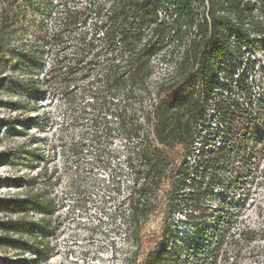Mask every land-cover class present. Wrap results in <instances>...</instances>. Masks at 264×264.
Here are the masks:
<instances>
[{"label": "trees", "instance_id": "obj_1", "mask_svg": "<svg viewBox=\"0 0 264 264\" xmlns=\"http://www.w3.org/2000/svg\"><path fill=\"white\" fill-rule=\"evenodd\" d=\"M83 1L81 5L73 0L48 1L51 26H37L35 19L27 21L21 13L20 0H7L0 9V88L12 73L15 59L27 63L33 71H42L47 58L52 57L49 71L24 87L34 96L49 90L61 92L69 109L74 110V123L80 125H72L64 152L72 161L74 175L69 189L76 196L86 190L84 157L89 154L91 165L108 169L109 161L102 159L118 154L113 148L116 138L133 142L126 156L125 168L132 178L124 224L135 242L151 212L149 198L142 204L136 196L147 197L171 183L169 220L175 208L185 202L184 198L177 199L181 188L191 189L197 202L206 193L202 183L187 180V176L204 178L199 169L192 172L187 165L198 133L196 124L206 115L202 94L208 96L215 77L227 70L232 43L240 48L249 43L247 25L263 31L254 15L264 12V0ZM27 5L30 9L32 3ZM24 38L34 39L28 49ZM16 45L25 52L16 51ZM156 61L171 65V71L154 87ZM200 84L203 91L198 90ZM237 85L243 89L245 82ZM231 106L240 111L235 103L223 104L219 107L221 116L227 123L239 124V138L244 141L251 119L237 116ZM259 120L264 127V115ZM136 139L141 142L137 148ZM222 156L225 160L226 153ZM38 178L33 187L41 190L27 199L0 200V212L27 215L40 206L50 218L54 199L46 187L51 178L47 171ZM111 186L115 184L109 182L107 187ZM140 217L144 218L142 223ZM22 221L9 218L0 222V229L5 235L23 233L26 224ZM197 228L208 231L203 225ZM169 229L167 223L164 237L168 234L170 239H177ZM217 233L216 242L197 250L196 255L189 249L187 260L160 247L157 253L146 256L143 264H218L225 237L221 231ZM239 236L248 243L254 240L252 232ZM189 240L195 243L191 237ZM6 242L7 238H0V245ZM134 254L136 260V247ZM226 263L237 264L235 260Z\"/></svg>", "mask_w": 264, "mask_h": 264}, {"label": "rangeland", "instance_id": "obj_2", "mask_svg": "<svg viewBox=\"0 0 264 264\" xmlns=\"http://www.w3.org/2000/svg\"><path fill=\"white\" fill-rule=\"evenodd\" d=\"M29 1L19 2L27 21L35 19L37 26L43 23L51 26L47 2L55 0ZM73 1L84 3L83 0ZM6 3L7 0H0V9ZM27 3H32L30 9ZM255 21L262 23L263 31L247 30L246 49L240 51L234 47L235 57L227 66L231 73L244 75L245 87L238 89L233 84L220 82L213 86L207 113L213 125L202 128V143L188 161L190 168L196 167L195 162L199 163L205 171L200 170V173L212 178L215 190L209 191L207 199L197 202L191 189L181 188L177 199L184 198L185 202L175 208L172 220H168L170 209L167 206L171 183L147 197L136 196L142 204L149 198L151 212L135 242L124 224L132 178L125 168L126 156L128 149L134 147L133 142L116 138L113 148L118 154L102 159L105 163L109 161L108 169L91 165L93 158L89 154L84 157L86 190L76 196L69 189L74 175L72 161L64 152L72 125H80L74 123V110L69 109L61 92L49 90L34 96L24 87L31 79L36 80L49 71L52 57L47 58L42 71H33L19 59L12 61V73L6 76L0 88V200L27 199L37 189L41 190L33 185L39 181L40 174L47 171L51 180L46 192L54 199V212L50 218L40 206L27 215L0 212V222L20 218L26 224L23 233L5 235L0 229V238H7L6 244L0 245V264H143L146 256L157 253L160 247L166 252L175 251L177 257L187 260L189 249L196 255L197 250L215 243L217 231L225 237L218 264H228L227 260L230 263L235 260L237 264H264V129L253 124L242 141L238 123L225 125L217 117L219 107L232 103L241 108L246 118L259 111L264 115V12L259 13ZM33 41L24 38L26 49ZM170 46L173 47V42ZM14 49L25 52L18 45ZM170 71L171 65L156 61L152 85L156 87ZM250 101L253 105L247 106ZM139 143L136 139V148ZM202 152L209 160L205 157L201 160ZM224 153L225 160L222 159ZM199 157L204 164L197 159ZM136 165H139L137 159ZM190 179L193 176H187V180ZM109 182L115 187H107ZM139 219L141 223L144 221L143 217ZM201 222L208 228L206 233L197 228ZM167 223L170 233L184 241V245L174 244L168 234L164 237ZM242 232H252L253 242L240 237ZM188 237L195 243L188 241Z\"/></svg>", "mask_w": 264, "mask_h": 264}, {"label": "built area", "instance_id": "obj_3", "mask_svg": "<svg viewBox=\"0 0 264 264\" xmlns=\"http://www.w3.org/2000/svg\"><path fill=\"white\" fill-rule=\"evenodd\" d=\"M259 15V12L257 11V12H255V18L257 17ZM249 29H250V26H249V24L247 25V30L249 31ZM252 29V28H251ZM234 47H236L238 50L240 49V51L241 50H245L246 49V46L245 45H243L241 48L238 46V45H236V43L235 42H233L232 43V45H231V52H230V57H229V61L228 62H230L231 61V59L232 58H234L235 57V53H236V51H235V49H234ZM263 55H264V52H263ZM237 57V56H236ZM244 81L245 82V77H244V75H241V74H236V73H231L230 72V70H224L222 73H220L218 76H216L215 77V84H214V87H215V85L216 84H219V82L220 83H222V85H224V84H233V85H235L238 89H240L239 87H238V85H237V83H239V81ZM222 85H221V87H222ZM214 87H213V89H214ZM213 89H212V91H211V93L208 95V96H205L204 94H202V98H203V101H205V104H206V115L204 116V119L202 120V121H200L198 124H196V125H198V133L196 134V137H195V140H194V143H193V145H192V148H191V152L189 153V155H188V158H187V165H188V167L190 168V166H189V163H188V161H190L191 160V157L192 156H194L195 154V152L197 151V146H199V145H201V143H202V138H201V136H202V128L204 127V126H207V125H213L212 124V121H210V120H208V116H207V113H208V109H210V107H209V103H211V95L213 94ZM198 90H200V91H203V85L202 84H200L199 86H198ZM253 104L251 103V101H250V104H247V106H252ZM238 106V105H237ZM240 108V107H239ZM231 109L233 110V113H235L237 116L238 115H241V116H243V117H246L245 115H242L241 114V108H240V111L239 110H237V109H235L233 106H231ZM260 112L261 111H259V113H254L252 116H249V117H247V118H250L251 119V124H250V127H252L253 126V124H257V125H255V126H258L259 128H261V129H264V127H263V125H262V123L260 122V120H259V116L261 115L260 114ZM217 113H218V119H221V121H223L224 123L223 124H225V125H228V123L226 122V121H224L223 120V118H222V116H221V111L218 109V111H217ZM222 124V123H221ZM234 124V123H233ZM204 134V138H206V134L205 133H203ZM202 139V140H201ZM218 151V150H217ZM201 154H203L202 155V158H201V160L205 157L206 159L205 160H209V157L205 154V152H202ZM200 153H199V156L201 155ZM197 159H199L200 160V157L199 158H197ZM200 160V161H201ZM207 162V161H206ZM201 164H204V161H201ZM195 165H196V167L195 168H193V167H191L190 169H199V173H200V170L202 171V172H205L204 171V169L203 168H200L201 166H199V163L198 162H195ZM200 174H204V173H200ZM204 176V178L202 179V176H193V179H195L196 181H198V182H200V183H202V186H203V190L206 192L205 194H204V196L199 200V201H201V200H203V199H207V196L209 195L208 193H209V191L210 190H215L214 188H213V186H212V184H211V182H212V178L211 177H206L205 176V174L203 175ZM190 180H192V179H190ZM211 180V181H210ZM210 188V189H209ZM213 188V189H212ZM212 193H213V191H212ZM175 214V213H174ZM173 214V215H174ZM170 220H172V219H170ZM200 225H203V222H201L200 223ZM176 233H177V231H176ZM206 233V232H205ZM173 235H174V233H172ZM182 235H184V234H182ZM175 236V235H174ZM169 237V236H168ZM176 238H177V236H175ZM182 239V238H181ZM188 241H190L189 240V237L188 238H186ZM173 242H175V243H181V244H183L184 245V241H182V240H180V238H177V239H171ZM175 249H177V248H175ZM172 252V253H171ZM168 253H170L171 255H175V251H170V252H168Z\"/></svg>", "mask_w": 264, "mask_h": 264}]
</instances>
